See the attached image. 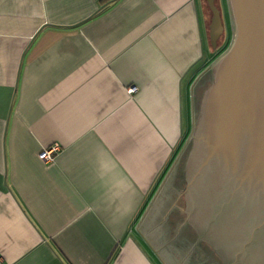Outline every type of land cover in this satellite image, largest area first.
I'll use <instances>...</instances> for the list:
<instances>
[{
	"label": "crops",
	"instance_id": "1",
	"mask_svg": "<svg viewBox=\"0 0 264 264\" xmlns=\"http://www.w3.org/2000/svg\"><path fill=\"white\" fill-rule=\"evenodd\" d=\"M206 9L0 0V264H219L179 171L213 64Z\"/></svg>",
	"mask_w": 264,
	"mask_h": 264
},
{
	"label": "water",
	"instance_id": "2",
	"mask_svg": "<svg viewBox=\"0 0 264 264\" xmlns=\"http://www.w3.org/2000/svg\"><path fill=\"white\" fill-rule=\"evenodd\" d=\"M209 42L224 33L215 0ZM233 39L211 66L184 163L188 231L219 264H264V0H227Z\"/></svg>",
	"mask_w": 264,
	"mask_h": 264
},
{
	"label": "rangeland",
	"instance_id": "3",
	"mask_svg": "<svg viewBox=\"0 0 264 264\" xmlns=\"http://www.w3.org/2000/svg\"><path fill=\"white\" fill-rule=\"evenodd\" d=\"M216 2L218 4H216ZM215 5H218V8L220 9L221 12V18H222V23L224 25V33L223 36L220 38L219 42H218V46H223V47H227V45L231 42L233 39V34H234V29H231V23H230V18H229V14H228V5L227 2L225 0H215ZM208 16L210 17V13L208 12V10L206 9ZM231 41V42H230ZM223 48H221L220 50L215 51V54L213 56L214 58H219V52L222 50ZM217 52V53H216ZM219 56V57H218ZM215 59V60H216ZM214 62V61H213ZM212 62V63H213ZM206 86V84H204V87ZM203 89V88H202ZM202 91L198 94V97H200L199 95H201ZM200 99V98H199ZM199 105V100L197 101V107ZM197 111V108H196ZM197 113V112H196ZM182 164H179V166H181ZM182 168V166L180 167V169ZM182 171H184V168L182 169ZM183 172L180 173V177L182 178V174Z\"/></svg>",
	"mask_w": 264,
	"mask_h": 264
},
{
	"label": "trees",
	"instance_id": "4",
	"mask_svg": "<svg viewBox=\"0 0 264 264\" xmlns=\"http://www.w3.org/2000/svg\"><path fill=\"white\" fill-rule=\"evenodd\" d=\"M205 1V0H204ZM226 2H227V0H225ZM206 4V3H205ZM206 8H207V5H206ZM207 10H208V8H207ZM208 12L210 13V11L208 10ZM228 14H229V9H228ZM210 16H211V14H210ZM229 18H230V14H229ZM230 20V19H229ZM230 23H231V20H230ZM231 29L233 30V25H232V23H231ZM232 40V39H231ZM231 42V41H230ZM230 46V43L227 45V47H223V46H217V48H216V50H214V54H215V51H217V50H220L221 48H223L220 52H219V56L221 57L223 54H224V52L228 49V47ZM217 53V52H216ZM218 56V57H219ZM216 58H214L213 59V61L215 62L216 60H215ZM213 62V63H214ZM210 82H211V72H210V68L205 72V76H204V80H203V83L204 84H206V86L204 87V89L205 88H207L208 86H209V84H210ZM197 110H198V107H197ZM197 112V111H196ZM197 114V113H196ZM189 149H190V142L188 143V145H187V148L185 149V151H184V153H183V155H182V157H181V160H180V164H182L181 166H182V168L180 169V167H179V171H180V173L181 172H183L182 174H184V171H182V169L184 168V163H185V160H186V157H187V155H188V152H189ZM182 179H183V181H184V175H182ZM184 185H185V181H184Z\"/></svg>",
	"mask_w": 264,
	"mask_h": 264
},
{
	"label": "built area",
	"instance_id": "5",
	"mask_svg": "<svg viewBox=\"0 0 264 264\" xmlns=\"http://www.w3.org/2000/svg\"><path fill=\"white\" fill-rule=\"evenodd\" d=\"M134 88L130 89V92H134ZM59 147L57 145L50 146L47 149H43L38 154V159L44 163H50L54 159V155L58 152Z\"/></svg>",
	"mask_w": 264,
	"mask_h": 264
},
{
	"label": "flooded vegetation",
	"instance_id": "6",
	"mask_svg": "<svg viewBox=\"0 0 264 264\" xmlns=\"http://www.w3.org/2000/svg\"><path fill=\"white\" fill-rule=\"evenodd\" d=\"M217 1V0H216ZM216 4H218L217 2H216ZM217 7H218V5H217ZM206 89V88H205ZM204 89V90H205ZM204 90L202 91V93L204 92ZM202 93H201V95H200V97L199 98H201V96H202ZM199 101H200V99H199ZM196 117H197V114H196Z\"/></svg>",
	"mask_w": 264,
	"mask_h": 264
}]
</instances>
